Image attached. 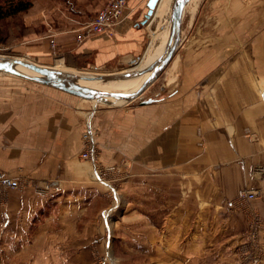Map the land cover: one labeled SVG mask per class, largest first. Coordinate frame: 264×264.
Returning a JSON list of instances; mask_svg holds the SVG:
<instances>
[{
	"label": "crops",
	"instance_id": "0c3cea01",
	"mask_svg": "<svg viewBox=\"0 0 264 264\" xmlns=\"http://www.w3.org/2000/svg\"><path fill=\"white\" fill-rule=\"evenodd\" d=\"M39 1L18 51L45 64L121 70L146 52L165 4L145 23L149 0H129L112 32L78 43L108 0ZM203 9L186 5L192 25H211L198 19ZM212 9L218 35L181 41L164 84L136 105L89 111L48 85L0 84V168L21 182L0 207V264H90L95 250L113 245L137 252L139 264H236L235 252L247 248L264 264V222L256 245L249 237L253 212L264 221V174L255 172L264 166V0H218ZM87 131L99 132L104 163L129 158L141 176L130 181L138 221L117 235L116 205L100 220L110 199L97 162L81 158ZM250 189L259 196L240 200Z\"/></svg>",
	"mask_w": 264,
	"mask_h": 264
},
{
	"label": "rangeland",
	"instance_id": "374dc122",
	"mask_svg": "<svg viewBox=\"0 0 264 264\" xmlns=\"http://www.w3.org/2000/svg\"><path fill=\"white\" fill-rule=\"evenodd\" d=\"M57 1V0H55ZM165 2L162 3L163 9L160 12V17L158 18V22L154 23V30L155 33L153 36H151L152 39L151 43L149 42L148 50L146 49V52L140 58L136 60V62L132 63L127 68L132 67L133 65L140 64L139 66H144L143 63L145 61V58L149 54H153L155 50L160 46L163 39L166 36V33L171 25V12H172V4L173 0H163ZM162 1V2H163ZM167 1V2H166ZM199 3V5H203L204 9L201 12V14L198 16V19L200 17H204L208 20H210L211 25H208L206 21L203 23L200 22L198 26L192 25L191 17L192 12L187 11L184 14L183 19V31H182V45L187 46L188 42V36L192 37V34L198 35H211V36H217L219 33V27L217 25L218 15L217 13L212 9V5L217 4L218 0H187V4H193V3ZM40 7H42L41 0L39 1ZM206 5V6H205ZM206 7V9H205ZM211 7V9H210ZM198 13L197 11H195ZM27 13V12H26ZM26 13L24 15V21L26 24ZM87 22V21H86ZM194 26V27H193ZM26 35L21 36L20 38H9L4 42H0V55H6L10 57H16V58H25L34 60L32 57L28 56L27 54H23L22 52L18 51V46L20 47V43H22L26 38ZM202 37V36H200ZM192 41V38L190 39ZM190 41V42H191ZM22 46V45H21ZM24 46V45H23ZM187 48V47H185ZM175 57V56H174ZM152 56L150 57L151 60ZM174 59V58H173ZM172 59V60H173ZM70 61V60H68ZM38 62V61H37ZM61 62V63H60ZM41 63V62H40ZM60 64L57 66V64ZM171 63V62H170ZM169 63V64H170ZM45 64V63H43ZM50 65H55L59 69L71 71V72H113L118 71L121 69H97L89 64H82L80 66H75L69 64V62H65V60H59L56 58L52 63H49ZM150 62L146 65L148 66ZM168 64V66H169ZM126 69V68H123ZM162 76V75H161ZM159 76V77H161ZM155 80L151 85L146 88V90L136 97L135 99L131 101H118L113 102L110 100H101V99H86L82 98L76 95H73L69 92H65L63 90L54 89L53 86H51L52 90L58 91L60 94L76 98L77 100H82L86 106L84 108L88 109L89 111L92 108H98V110H108V109H114L118 107H129L138 104L139 102H143L148 100L150 97H153L156 93V89L159 84H164V77L162 76L161 79ZM134 78V77H133ZM140 78V76L138 77ZM120 79L116 80H108V81H99L100 87L115 89V90H123L124 88L118 86V81ZM138 80V79H137ZM116 82V83H115ZM15 83H28V84H34L37 87H42V83L36 82L33 80H29L27 78L17 76L15 74L1 71L0 70V84H15ZM45 85V84H44ZM112 85V87H110ZM46 86V85H45ZM49 86V85H48ZM100 137L99 132L96 133V137H93V142L95 145V154H96V162H97V168L100 171L101 179H97V182L102 185L101 187L106 192V196L110 199V202L108 204L104 205V209H100V220L101 222H104L103 217L109 209V207H112L116 205V210L114 211V217H112V221H115V234L117 235L119 232H121V228H123V223L132 224L133 220L138 221V213H139V196H138V186L135 184L137 180L139 179L140 174L138 173V170L134 169V161L127 158L125 161H117L112 163H104L101 160V150L99 145L98 138ZM97 138V139H96ZM98 142V143H97ZM97 145V146H96ZM84 151L81 154V158L84 160H89L88 157L84 156ZM135 181V182H130ZM103 182V184H102ZM109 186H107L106 184ZM114 190L116 191L117 195H119V199L116 198L114 194ZM250 230V229H249ZM115 235L116 238H121L119 235L118 237ZM261 253V251H259ZM253 248H247L244 250H240L239 252H235L236 256V264H259L261 260V254ZM93 255L92 262L90 264H139V256L134 252H126L125 250L122 251L120 249H117L116 245L111 246L109 249L105 250H95ZM258 258V261L255 260Z\"/></svg>",
	"mask_w": 264,
	"mask_h": 264
},
{
	"label": "water",
	"instance_id": "95a60500",
	"mask_svg": "<svg viewBox=\"0 0 264 264\" xmlns=\"http://www.w3.org/2000/svg\"><path fill=\"white\" fill-rule=\"evenodd\" d=\"M159 2L160 0H149V11L145 23L154 15L156 9L158 8ZM186 2V0H173L169 40L164 53L160 57H158L155 61H153L150 65L146 66L143 69H136V66L138 65L136 64L130 68L118 71L98 72L99 74L95 77L102 81H108L116 79H128L150 73L148 78L136 92H100L90 89L73 88L65 83V79H72L76 77V73L60 70L56 68L55 65L43 64L25 58L0 55V70L27 78L29 80L40 82L45 85L53 86L65 92H69L73 95L86 99H94L96 95H110L122 100L131 101L141 95L146 90V88H148V86L151 85L162 74V72L165 70V68L177 53L182 41L183 18L185 14ZM16 63L27 66L33 72L37 73V75H32L17 70L15 68Z\"/></svg>",
	"mask_w": 264,
	"mask_h": 264
},
{
	"label": "built area",
	"instance_id": "2783aa9c",
	"mask_svg": "<svg viewBox=\"0 0 264 264\" xmlns=\"http://www.w3.org/2000/svg\"><path fill=\"white\" fill-rule=\"evenodd\" d=\"M128 2L129 0H108L107 4L96 13L94 18L82 25L77 34V42L81 43L87 37L96 33L104 31L112 32L115 26L123 18V14ZM156 12L157 11H155L152 18L155 17ZM51 43L53 46H56V42L54 39L51 40ZM83 139L85 142L84 156H87L89 160H93L94 163H96L95 145L93 142L92 133L89 131L85 132L83 134ZM255 172L264 174V166L257 167ZM97 175L99 179L102 178L99 170L97 171ZM20 187L21 182L19 177L14 176L4 169L0 168V207H3L7 204L8 191L11 189H18ZM57 189L60 190V188ZM259 194L260 191L258 189L244 190L240 195V200L250 201L257 198ZM263 222L264 221L262 216L258 212L254 211L252 214L251 228L249 231V237L251 238L253 245H256L259 240L260 233L263 228ZM255 260L258 261V258H256Z\"/></svg>",
	"mask_w": 264,
	"mask_h": 264
},
{
	"label": "bare ground",
	"instance_id": "6f19581e",
	"mask_svg": "<svg viewBox=\"0 0 264 264\" xmlns=\"http://www.w3.org/2000/svg\"><path fill=\"white\" fill-rule=\"evenodd\" d=\"M186 5H187V3H186ZM185 10H186V8H185ZM169 35H170V27H169V29L166 33V36L163 39L162 43L155 50V52L152 54L150 64L164 53V51L167 47V44H168ZM15 68L17 70L24 72V73L37 75V73L33 72L30 68H28L27 66L20 64V63H16ZM60 70H63V69H60ZM65 71H67V70H65ZM74 73L77 74L76 77H74L72 79H65V83L67 85H69L70 87L90 89V90H95V91H100V92L105 91V92H125V93L136 92L142 86V84L145 82V80L148 78V76L150 75V73H146V74L141 75L140 78H138L139 76H137L134 78L120 79L118 81V86H120L124 89L123 90H115V89L100 87L98 83H99V81H102V80L95 78L98 75L96 73H91V72H74ZM110 87H112V85ZM94 99H97V100L101 99V100H105V101L110 100L113 102L122 101V99H119V98H116V97L110 96V95H107V96L96 95Z\"/></svg>",
	"mask_w": 264,
	"mask_h": 264
},
{
	"label": "trees",
	"instance_id": "16d2710c",
	"mask_svg": "<svg viewBox=\"0 0 264 264\" xmlns=\"http://www.w3.org/2000/svg\"><path fill=\"white\" fill-rule=\"evenodd\" d=\"M32 4L33 0H0V42L28 32L24 15Z\"/></svg>",
	"mask_w": 264,
	"mask_h": 264
}]
</instances>
